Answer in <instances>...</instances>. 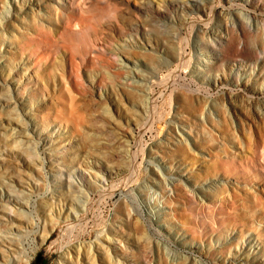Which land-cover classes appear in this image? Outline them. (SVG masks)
Returning <instances> with one entry per match:
<instances>
[{
    "label": "rangeland",
    "instance_id": "rangeland-1",
    "mask_svg": "<svg viewBox=\"0 0 264 264\" xmlns=\"http://www.w3.org/2000/svg\"><path fill=\"white\" fill-rule=\"evenodd\" d=\"M21 1L28 4L30 0ZM33 1L38 4V9H42L44 15H48V18H43L42 14L33 16L28 12L24 15V19L18 21L19 24L14 23L12 28L7 25L6 29L12 32L13 37L0 32V48L5 46V42L14 45L16 49L8 53V56L15 66L19 65L23 56L27 59L26 65L31 63L32 61L29 59L33 60L35 54L40 50H44L45 54L52 58L51 63H43L42 71L37 72L29 85L33 86L34 91H37V96L34 94L33 96L40 100L37 103L39 112L35 114L37 121L42 124L46 123V129L49 127L52 129L58 120L64 119L66 114H70V110L79 109L86 118L85 129L92 137L97 136L95 139L104 144V153L124 149V146L127 145L124 137L126 128L123 129L117 125L118 120H111L106 123V126L96 120L97 115L104 113V108L101 105L102 101H99L98 104L95 101L99 99V93L102 91L107 95L109 107L114 114L125 122L128 111L117 105L119 101L115 100L114 95L122 93V91L125 92L127 86H124L125 80L117 75L119 72L115 67L120 63L117 62V66H108V61H117L113 55L116 48L122 56L127 54L128 57L139 58L138 51H133L130 48V52L125 53L119 48L121 38L124 37L121 34L133 33L134 31L131 29L144 21V16L138 11L140 7L145 6L146 0H64L65 7L61 5L60 0ZM152 1L157 4L168 0ZM3 2L4 0H0V6ZM215 2L213 9L208 10L211 16H205L201 12L202 14L200 13L199 16L192 14L184 20L186 23L183 30L184 41L181 44L184 47V56L188 60L191 58L195 60V56L202 52L199 48L200 45L204 50H207V47L212 49V45L208 44V37L205 35L206 30L219 25L225 27L235 17L233 11L238 7L237 4L222 3L221 0H215ZM259 2L252 1L247 4L246 12L257 16L260 21V27L256 33H252L250 38V50H253L255 44H259L263 51L264 10L262 7L264 0H259ZM65 13L72 14L74 21L83 19L85 25L74 32L73 29L66 31L63 27V21L67 15ZM148 13L150 14L149 19L154 24L157 23L158 31L160 30L163 39L166 40H169V35H173L183 19V14L180 13L172 22L169 18L157 22L152 20L151 13ZM40 19H44L48 26L43 27L44 24ZM20 25H23V28ZM40 25L44 35L49 33L46 36L47 42H45V38L42 39L39 47L32 50L27 45H31L32 38L36 35V30ZM255 25H257L256 21ZM170 26L176 28L170 29ZM121 28L126 32H120ZM12 30L15 31V34ZM50 33L53 34V39L49 37ZM158 44L170 51V46H175L176 42L167 44L160 41ZM19 47L23 48L24 54H21ZM94 50L97 52L95 53ZM70 52L76 60L74 66L76 75L83 79L85 86L88 87V83H90L87 80L89 76H93L96 80L94 87L90 89L92 96L89 94L83 96L70 87L71 91H69V88L61 80ZM160 55L156 54V60H160L159 57H162ZM237 60L239 61H233V63L238 67L248 69L250 63L247 60L243 57H238ZM219 65L215 73L221 72L224 67L221 63ZM192 66L195 67V65ZM123 70L132 71L126 68ZM189 70V67L180 69L172 79L157 82L154 85V98L157 101L151 108L148 118L145 119L143 129L136 131L135 139L130 145L128 144L131 149L128 158L117 156L115 159L107 157L102 159V156L93 151L92 156L97 158L80 163L81 159L77 158V153L84 155L92 150L93 146H97L96 143L90 142V136L81 130L74 136L78 141L75 145L77 153H74L75 150L65 152V154L61 153L63 158H55L56 161H51L47 158L51 153L49 147L44 145L39 147L41 155L46 159L39 165L40 175L35 170L37 167L35 162H30L35 160L34 150L32 148L20 150V147L11 144L9 138L5 139L8 132L0 128V179L15 178L19 174L27 179L23 188L27 191L28 196L20 193L18 196L20 200L28 201L31 204L32 207H29L31 214L34 218L39 219L42 226L49 224L52 217H58V211L65 212V215L59 219L61 226L43 244H40L38 239L36 241L28 239L26 247L31 253L30 264H57L62 256H68V253L75 256L74 248L77 244L90 245L95 242L97 233L109 227L114 215H117V225L124 227V230L119 229V239L122 242L119 255L124 264H259L262 262L264 259V227L260 226L259 221L264 217V204H258L255 201V196L252 195L256 192L251 188H256L264 201V116L259 121L256 118L249 119V123L237 125L233 119V113L243 107L244 104L241 100L234 102L233 106L232 103H228L229 89L223 86L212 88L211 85L203 84L200 87L197 81H193L192 88L186 89L185 84L189 87L192 79L188 73ZM205 75L208 76V73ZM209 75L213 74L210 72ZM124 77H127L126 74ZM235 80L232 79L234 82ZM198 88L208 90L207 93H203L206 94V97L201 95L200 98H195L194 104L200 103V107L196 109L198 106L196 108L190 106L185 108L184 113L185 119L192 120L188 123L192 125L195 132H191L196 137L198 148H203L206 151V157L194 154V149L189 151L187 147L185 153L174 154L170 145L156 146L168 142V133L172 125L171 94L176 92L179 95L186 94L188 97L194 98L198 97V93L192 90ZM255 88L258 89L256 86ZM235 92L248 97L252 94V87L244 84L243 89ZM126 95L125 93L124 96ZM131 98H135V96L131 95ZM235 103H237L236 107ZM179 104L186 107L182 101ZM175 106L176 103H173V107ZM209 109L215 112V116L206 115ZM262 109V113H264L263 106ZM197 110L201 113L199 115H206V124L193 123L196 119H200L196 113ZM1 116L7 115L1 113ZM65 119L68 120L69 116ZM102 128L105 129V132L100 134ZM48 132L44 131V138L49 136ZM197 133L199 137L196 136ZM152 146H155L159 151H156L153 156H149L148 150ZM16 152L19 153L16 154ZM239 152L240 154H238ZM1 154H4V157ZM123 154L125 156L128 153L124 151ZM219 156L221 162L217 161ZM229 158H237V161ZM172 163L176 165L172 166ZM178 163L188 166V171L184 173L181 168H175ZM32 174L37 175L39 184V187L33 189L28 186L29 182L33 184L36 181L30 178ZM184 174L186 175L184 179L190 178V183L192 182L193 186L198 187V192L204 195L203 199L192 197L189 192L187 193V188L181 187V185L175 188V195L171 196V191L166 188L167 183L173 182L175 178L183 177ZM67 179L74 180L76 184L84 186L72 185L69 187V183L65 182ZM225 179H229L232 183L239 181L238 188L231 186L230 189L224 185L219 186L217 182ZM60 182H64L62 183L64 187H58ZM101 182L104 183V190L92 195L87 214L75 221L74 211L69 212V200L73 207L77 206L79 202L75 200L79 199L81 190L86 188V192L95 191V185ZM208 182L217 184L213 186L214 190L209 191L205 188ZM58 188L61 193L69 195V200H66L64 205L56 206L52 204L51 199L59 195L54 191ZM192 189L194 188L192 187ZM163 190L164 194L159 197L162 198L164 204L161 203L158 206L153 199L157 193H162ZM232 193L236 194L234 198H231ZM225 195L229 199L225 205V214H221L222 210L214 205V201L221 200ZM153 206L158 210L152 209ZM4 214L8 219L15 215L18 222L26 219L25 216H17L11 211ZM232 214L241 215L244 225L235 226V223L231 221ZM164 215H166L165 218L160 220L159 217H164ZM67 216L70 217V220L65 221ZM213 218L221 221L226 220L228 224L225 228L221 226L216 228ZM5 220L7 218L2 219L0 223ZM246 220L249 221V224L246 223ZM249 231L260 232V245L256 251H261V253H258V258L253 262L250 259L246 262V254L239 255L234 259V244L237 239L232 240L231 236L239 235L238 241H243ZM220 242H222L224 251L229 249L232 254H221L219 251L221 248L218 247ZM207 243L211 244V248H206V251L201 252L202 244ZM212 247L219 249L214 253ZM171 248L176 249L178 253L171 251ZM84 255L87 260L91 256L90 254ZM102 256L98 255L95 259L88 260L87 264L104 262L105 256ZM187 257L198 259L195 262ZM86 259L82 257L81 262Z\"/></svg>",
    "mask_w": 264,
    "mask_h": 264
},
{
    "label": "bare ground",
    "instance_id": "bare-ground-1",
    "mask_svg": "<svg viewBox=\"0 0 264 264\" xmlns=\"http://www.w3.org/2000/svg\"><path fill=\"white\" fill-rule=\"evenodd\" d=\"M146 1L145 6L140 7V10L138 11V13L144 16V21L139 25H135L131 29L134 31L133 33L121 34V36L124 37L121 38L119 48V50H122V52L125 53L130 52V48L133 49V51H138L139 58L133 56L128 57L125 53V56H122L116 48L113 55L117 61H108V66H117V62L120 63L119 66L115 67L120 73L117 75L119 78L121 77L122 80H125L124 86H127L125 92L122 91V93L114 95L115 100L119 101V104L117 105L128 111L125 122L114 114L112 109L109 107L107 95L102 93V91L99 93V99H96V101L94 99L96 104H98L99 101H102L101 105H103L104 108V113L97 115L96 120L105 126L106 123L111 122V120H118L116 124L123 129L126 128L124 137L126 138L127 145H125L126 147L124 146V149H122L128 153L125 156L123 154L124 151L120 152L122 150H115L111 153L103 152L104 144L95 139L97 136L92 137L89 134V131L85 129L84 122L86 121V118L79 109L70 110V114H66L64 119L61 118L58 120L55 127L52 129L49 127L46 129L47 124H42L36 119L35 114L39 112L37 103L40 100L34 97L37 96V91H34L33 86L30 87L29 85L34 80L37 72L42 71L43 63H51L52 58L50 55L45 54L44 50H40L35 54L33 60L29 59L32 61L31 63L26 65L27 59L23 56L19 65L15 66L8 56V53H11L16 49L14 48V45L5 42V46L0 48V114L3 113L4 115H7L5 117H0V128L8 132L5 135V139L9 138L11 144H14L16 147H20V150L28 148H32L34 150L33 152L36 153V155L33 156L35 160L30 162H35V166H37L35 167V170L39 174L41 171L39 165L42 161H46L44 156L41 155L39 147H42V145L49 147L51 153L47 156V158L51 161H56L55 158H63L61 153L65 154V152H73L74 150V153H77L75 145H77L78 141L75 140L74 136L78 132L80 133L81 130H84L90 136V142L96 143L97 146H93V149L86 152L84 155L77 153V158L81 159L79 160L80 163L88 161L89 159L97 158L92 156L93 151H96L97 154L102 156V159L105 157L115 159L117 156L120 158H128L131 152L129 145L135 139L136 131L143 129L145 119L148 118L151 108L157 101V99L154 98V85L157 82L172 79L175 73H177L180 69L190 68L188 73L192 79L191 83H189V87L185 84L186 89L192 88L193 81H197L200 87H202L203 84L208 86L211 85L212 88H219L223 86L229 89V92L227 93L228 103H232L233 106L234 102L241 100L244 104L243 107L240 110H235L233 113V119L237 125L249 123V119L256 118L259 121V119L264 116V113H262V106L264 107V50L261 51L262 49L259 44H255L253 50H250V38L253 35L252 33H256L257 29L260 27V21L257 16L246 12L247 4L252 1L259 2V0H221L222 3L226 2L237 4L238 7L235 11H233L235 13V17L231 19L230 24H227L225 27L219 25L206 30L205 35L208 37V44L212 45V49L210 50V48L207 47V50H204L200 45L199 48L202 52L195 56V60L193 58H191V60L186 59L183 53L184 47L181 43L184 41L183 30L186 25L184 20L192 14H197L199 16L201 12H203L205 16H211L208 13V10L213 9L216 4L215 0H168L157 4H154L152 0ZM60 2L63 7L66 6L64 0H60ZM38 8V4L34 3L33 0H30L28 4L22 2L21 0H4L3 4L0 6V32H2L3 35H11V37H13L12 32L8 31L6 26L8 25L9 28H12L14 23L19 24L18 21L24 19V15L28 14V12L33 16H40L42 14L44 16L43 18H48V15H44V13H42V9ZM262 10H264V6L262 7ZM148 12L151 13L152 20L157 22L162 21L164 18H169L170 22H172L175 20L177 15L182 13V23L180 22L177 28L170 26V29H176L173 35H169V40H166L163 39V34H161L160 30L158 31L157 23L154 24L151 19H149L150 14ZM40 20L44 24H42L43 27L48 26L44 19ZM255 21L257 25H255ZM84 25L85 22L83 19H78L77 21L72 20V14H67L63 21V27L66 31L73 29L74 32L78 28H82ZM21 28H23V25ZM123 30L124 29L121 28L120 32L122 31L125 33L126 31ZM13 34H15V31H13ZM30 34L32 35L33 33ZM48 34L49 33L44 35L42 33L41 25L38 26L36 35L32 38L31 45H27V47L32 50L38 48L42 39L45 38L44 40L47 42L46 36ZM49 37L53 39V34L50 33ZM156 41L157 43H155ZM160 41L167 44L170 42H176V45L170 46V51H168L166 47H160L158 44ZM178 42L179 44H177ZM19 50L21 54H24L22 47H19ZM94 52L96 53L97 50H94ZM156 54H161L160 56L162 57H159L160 60H156ZM238 57H243L250 63L248 69H243L233 63V61H239L237 60ZM220 63L224 65V67L221 69V72L215 73V70H217V67L220 66ZM75 64V57L70 52L69 57L66 59V66L64 67L61 80H63L68 88L70 87L73 90H76L79 94H82L83 96L89 94L92 96V91H90V89H92L96 83L95 78L93 76H89L87 80H89L90 83H88V87L85 86L83 79L79 77V75H76L74 68ZM45 65L47 66V64ZM192 65H195V67ZM196 65H198L199 68ZM123 68L132 71L126 72ZM210 72L213 74L212 76L209 75ZM206 73H208V76L205 75ZM125 74L127 77H124ZM233 75L234 77L232 78ZM232 79H236L235 82L232 81ZM244 84H248L252 87L253 95L251 94L248 97H244L242 94H237L235 92L236 90L239 91V89H243ZM255 86L258 87V89H256ZM98 87H100V85H98ZM70 88L69 91H71ZM100 90H102V88H100ZM192 91L198 93V97L190 98L186 94L179 95L176 92L171 94L172 107L170 115L172 118V125L170 126L168 133V142L162 145L158 144L156 146L164 147L170 145L174 154L178 152L181 154L185 153V148L187 147L189 151L194 149V154H200V156L205 158L206 151L203 148H198L196 137L191 132L194 131V129L192 128V125L188 123V121L192 120L185 119L184 110L190 106H192V108H196L198 106L196 108L198 109L201 104L197 103V105H195L194 99L200 98L201 95L206 97V94L203 93H207L208 90L198 88L197 90ZM125 93L127 94L126 96H124ZM131 95L135 96V98H131ZM69 97L72 99L70 95ZM181 101L186 104V107L183 104H179ZM173 103H176L175 107H173ZM236 104L237 103L234 105L235 107L237 106ZM196 113L198 115L201 114L198 110ZM206 115L215 116V112L209 109L206 112ZM68 116L69 119H65L68 118ZM205 116L199 115V120L195 117L196 121H193V123L206 124L207 121L205 120ZM105 126L102 127L105 128ZM25 127L27 128L26 130L24 129ZM103 128L100 129V134L105 132V129ZM44 131H49V136L47 138L43 137ZM196 136L199 137V134L197 133ZM92 139L95 140L93 141ZM156 151H159V149L155 146L150 147L148 150L149 156H153ZM17 153L19 152H16V154ZM238 154H240V152ZM1 156L4 157V154H1ZM208 156H210L209 153ZM173 159L175 160V157H173ZM220 159L221 157L217 161L221 162ZM229 159L237 161V158ZM175 165V163H172V166ZM184 165L185 164L178 163L175 168H181V170L186 173L185 171H188L187 168L189 167ZM184 177H186L185 174L183 177H180L179 179L175 178L173 179V182L169 181L167 183L166 188L171 191V196L175 195V188L181 185V187L183 186L187 188V193L189 192L192 197L203 199L204 195L198 192V187L193 186L192 182L190 183V178L184 179ZM30 178L36 181L33 184L32 182H29V188L33 189L39 187V184L37 183V175L34 176L32 174ZM55 179L57 180V177ZM25 181H27V179L20 176V174L15 178L0 179V222L2 219L7 218L4 222L2 221L3 223H0V264H30L31 253L27 250V242L29 240L36 241L38 239V242L43 244L50 237V235L61 226L59 219L62 215H65V212L60 210L57 213L58 217H52L49 224L42 226L39 219L32 216L31 210L29 209L31 204L28 201L25 202L19 199V193L28 196L26 193L27 191L23 188ZM65 182L66 184L69 183V187L72 185H78L74 180L71 181L67 179ZM62 183L64 182L58 183V187H64L62 186ZM217 183L219 186L224 185L230 189L232 187L238 188L239 185V181L232 183L229 179L220 180ZM216 185V183L211 184L208 182L205 188L212 191L215 188L213 186ZM78 186L83 187L84 185ZM95 186L96 190L92 192H86V188L81 190L82 192H80V195L78 196L79 199L75 200L79 203L75 207H73L72 203L68 199L69 195L61 193L60 188H58V190L54 189V191L58 192L59 195L57 197L54 196L51 199V202L57 206L64 205L66 204V200H69V212L74 211L75 221H78L82 215L87 214L92 195L101 192L105 188L104 183L102 182L97 183ZM192 187L194 189H192ZM164 190L162 193H157V196L153 199L158 206H160L161 203L164 204L162 198L159 197L164 194ZM251 190L256 192L252 195L255 196V201L258 204H264L263 198L258 194L256 188H251ZM232 191L234 192L235 190ZM235 195V193H232L231 198H234ZM228 199L229 198L225 195L221 200L214 201V205L216 207H220L222 210L221 214H225V205ZM152 209L157 208L153 206ZM10 211L16 213L17 216H25V221L23 220L18 222L15 215H12L8 219L7 215L4 213ZM165 216L166 215H164V217H159V219L161 220L162 218H165ZM116 217L117 215L112 217L108 228L97 233L95 242L90 245L78 243L74 248L75 256H71V253H68V256H62L57 264H87L88 260L95 259L98 255L105 256V261L100 262V264H124L121 262V256L119 255L122 246V242L119 239V229L124 230V227L117 225ZM67 220H70L69 216L66 217L65 221ZM231 221L235 223V226L240 224L244 225L243 218L239 214H232ZM246 223L249 224V221L246 220ZM259 223L260 226L264 227V217L260 219ZM213 224L216 228H219L220 226L225 228L228 221H221L217 220V218H213ZM246 234L247 235L243 241H238V237H240L239 235L235 237L231 236L232 240L235 238L237 239V242L235 241L234 244L235 254L237 255L234 254V259L239 257V255L244 256V254H246V262H248L249 259L253 262L258 258V253H261V251H256L260 245V232L249 231ZM214 247H212L214 253H216L217 249L221 248L219 250L221 251V254H232L229 249L224 251L222 242L218 243L219 248L214 249ZM206 248H211V244H202L201 252L206 251ZM171 251H174L176 254L178 253V251L173 248H171ZM84 254H90L91 256L87 260ZM82 257L85 258L86 261L81 262ZM189 258L193 259L195 262L198 259L187 257V259ZM259 264H264V259H262V262H259Z\"/></svg>",
    "mask_w": 264,
    "mask_h": 264
}]
</instances>
